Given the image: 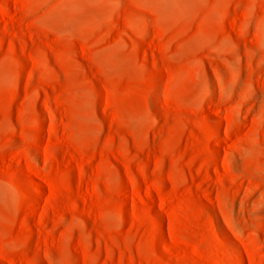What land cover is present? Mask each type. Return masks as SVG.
<instances>
[{"label": "rangeland", "instance_id": "374dc122", "mask_svg": "<svg viewBox=\"0 0 264 264\" xmlns=\"http://www.w3.org/2000/svg\"><path fill=\"white\" fill-rule=\"evenodd\" d=\"M0 264H264V0H0Z\"/></svg>", "mask_w": 264, "mask_h": 264}]
</instances>
